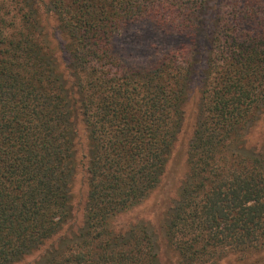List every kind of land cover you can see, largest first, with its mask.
Here are the masks:
<instances>
[{
    "label": "trees",
    "instance_id": "obj_1",
    "mask_svg": "<svg viewBox=\"0 0 264 264\" xmlns=\"http://www.w3.org/2000/svg\"><path fill=\"white\" fill-rule=\"evenodd\" d=\"M263 118L264 0H0V264H264Z\"/></svg>",
    "mask_w": 264,
    "mask_h": 264
},
{
    "label": "rangeland",
    "instance_id": "obj_2",
    "mask_svg": "<svg viewBox=\"0 0 264 264\" xmlns=\"http://www.w3.org/2000/svg\"><path fill=\"white\" fill-rule=\"evenodd\" d=\"M137 31L136 29L134 32ZM141 32H138L140 34ZM205 44V43H204ZM128 48V47H127ZM147 48L144 47L143 50L138 52H132V59H137L138 62L144 63L147 59ZM131 51V49H130ZM197 99V94L195 93V96L192 95L191 98V106L190 109L193 110L195 100ZM256 135L257 138L254 143H251L253 146H248L251 149H254L256 154L262 153L264 151V148L260 151V147L264 144V118L263 120L257 125L256 129ZM191 134V121L187 124V128H185L183 136L181 137L179 143L176 145V148L173 151L172 154V161L171 166L169 168V171L167 172V175L165 176V185L160 189L163 190L162 192L159 190L158 193L154 194L153 196L149 197L142 205L137 207L133 212L130 214H127L124 216V218L133 219V220H139L144 222L147 226H149L150 230L153 232V234L156 236L157 239H160L163 250L167 252L165 247V242L163 239V232L161 229L163 216L162 211L163 209L159 208V210L150 209L153 207V200L156 199V197L163 196L169 197L172 195V191L175 190L177 184L176 181H178L181 178V175L185 171L186 168V146L187 141L189 139V135ZM255 147V148H254ZM83 176V174H82ZM81 177V174H80ZM80 184L83 183V178H79ZM81 189H84V185ZM124 220V219H122ZM82 221L81 216V209L78 210V213L76 215V221L75 224H79ZM260 256H264V253ZM260 256L251 255L249 258L251 259H257ZM30 259V258H29ZM32 259V258H31ZM30 259V260H31ZM163 264H174V258L171 257L170 253H166L165 259H162ZM239 259L236 255H226L225 258L222 259V264H238Z\"/></svg>",
    "mask_w": 264,
    "mask_h": 264
}]
</instances>
